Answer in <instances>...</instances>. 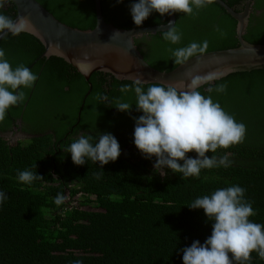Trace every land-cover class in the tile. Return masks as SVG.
Here are the masks:
<instances>
[{
	"label": "trees",
	"instance_id": "16d2710c",
	"mask_svg": "<svg viewBox=\"0 0 264 264\" xmlns=\"http://www.w3.org/2000/svg\"><path fill=\"white\" fill-rule=\"evenodd\" d=\"M36 1L65 25L87 30L94 26L93 0ZM220 1L240 11L245 0ZM134 2L99 0L104 21L118 28L139 27L130 12ZM9 7L14 10L12 3ZM193 11L173 14L172 26L182 34L178 44L163 41V31L133 39L149 65L171 69L176 64L169 49L191 42L207 40V51L238 45L236 20L215 2ZM167 19L153 12L141 26ZM242 39L264 43V0L250 1ZM0 49L13 69L24 65L38 77L31 88L20 89L25 100L10 107L0 122L3 128L23 111L22 129L37 133L20 139L0 135V191L7 196L0 204V264H183L182 250L197 240L203 244L213 224L203 209L188 206L234 185L244 188V199L252 202L256 215L250 221L264 225V68L235 71L198 89L243 123L246 135L240 144L206 153L209 158L227 155L229 167L202 169L198 179H184L167 168V175L161 176L154 169L155 157L145 158L136 148L134 118L142 113L136 110L134 91H120L132 81L98 72L85 81L61 58L40 56L42 45L24 32L0 38ZM220 84L227 86L226 92H207ZM118 100L132 104L131 112L118 111ZM82 133L91 135L93 145L98 133L112 134L120 156L103 166L91 160L75 165L65 150ZM188 156L197 158L195 152ZM25 170L43 179L24 184L17 176ZM58 194L67 198L60 206L54 202ZM245 264H264V259L253 252Z\"/></svg>",
	"mask_w": 264,
	"mask_h": 264
},
{
	"label": "clouds",
	"instance_id": "9594fccd",
	"mask_svg": "<svg viewBox=\"0 0 264 264\" xmlns=\"http://www.w3.org/2000/svg\"><path fill=\"white\" fill-rule=\"evenodd\" d=\"M12 2L13 0H0V38H6L9 33L18 36L26 31H31L35 35L27 18L12 19L15 15V7L12 18L3 14L2 9ZM122 2L123 0H117V3ZM214 2L215 0H136L131 4L130 12L134 24L141 27L153 12L161 16L171 14L173 16L174 13L193 15L194 8L199 11ZM172 25L168 30H162L163 35L159 37L163 41L178 44L182 34ZM225 35L226 33L221 32V36ZM144 40L148 39L144 38ZM133 45L138 50L134 43ZM208 46L209 42L204 40L201 43L191 42L185 47L169 49V51L174 58V64L184 65L190 58H199L206 53ZM141 58L143 59L142 55ZM185 75L190 82L186 83L182 79L167 84L152 83L146 90L144 85L148 81L142 76H135L132 77V85H122L120 91L135 93L136 110L142 115L134 118V144L145 158L155 157V171L161 176H166L167 168L173 173L182 174L184 179L189 177L198 179L202 169L226 168L231 165L227 155L220 158L213 155L209 158L206 153H215L217 149H228L242 143L246 135V126L237 123L219 103L213 102L211 95L205 97L198 91L203 85H211L212 81L219 79V74L193 76L191 73H186ZM37 79L30 68L24 65L13 69L5 57L4 50L0 49V122L5 120L6 112L10 107L25 100L26 94L20 89L31 88ZM226 87L225 84L209 86L207 92L224 93ZM97 98L107 99L99 95ZM132 106L128 102L118 100L115 108L130 113ZM98 134L99 139L95 145L90 142L91 135L82 133L65 150L71 154L75 165L82 166L86 161L91 160L103 166L118 159L121 149L117 139L110 133ZM12 137L14 138L11 139H20V136ZM191 152H195L197 158H189L188 153ZM180 161H183V165ZM100 175L96 174L97 178ZM17 178L24 184L43 179L28 170L19 172ZM244 194V188L234 185L217 189L211 195L199 197L188 206L191 209H203L208 220L213 221V224L211 235L203 244L197 240L190 247L182 250L183 264H233V261L237 264H245L251 260L253 252L264 259V225L250 221L249 218L255 216L256 212L253 210L252 202L244 199ZM6 199L5 193L0 191V204ZM66 199L64 195L58 194L54 202L60 206ZM73 264H82V261L77 260Z\"/></svg>",
	"mask_w": 264,
	"mask_h": 264
},
{
	"label": "water",
	"instance_id": "95a60500",
	"mask_svg": "<svg viewBox=\"0 0 264 264\" xmlns=\"http://www.w3.org/2000/svg\"><path fill=\"white\" fill-rule=\"evenodd\" d=\"M250 1L245 0L242 9L234 11L220 0H215L225 13L236 20L237 46L207 51L199 58H190L184 65H176L168 71L150 67L141 58L132 39L143 33L168 29L173 23L172 14L168 15V21L163 24L118 28L104 21L99 0H93L94 26L87 30L73 28L57 21L36 0H13L15 15L12 19L27 18L36 34L31 31L26 33L37 38L42 45L40 56L52 55L61 58L85 81L91 73L98 72L107 73L118 80L132 81V77L142 76L147 83L167 84L182 79L188 83L190 80L186 73L193 76L217 73L223 78L235 71L264 68V43L253 44L242 39Z\"/></svg>",
	"mask_w": 264,
	"mask_h": 264
},
{
	"label": "flooded vegetation",
	"instance_id": "af4514ba",
	"mask_svg": "<svg viewBox=\"0 0 264 264\" xmlns=\"http://www.w3.org/2000/svg\"><path fill=\"white\" fill-rule=\"evenodd\" d=\"M8 9L7 12H4L5 9ZM3 14L6 16H9L11 18V15L13 14L14 10H11L8 4L5 5V7L2 9ZM117 80V79H116ZM23 112V111H22ZM22 112L18 114L14 119L13 122H11L9 125L4 126L3 128H0V134H8L9 136H15L18 138H24L29 137V135H37L35 132H26L22 129L23 123L21 121L22 118ZM18 135V136H17Z\"/></svg>",
	"mask_w": 264,
	"mask_h": 264
},
{
	"label": "rangeland",
	"instance_id": "374dc122",
	"mask_svg": "<svg viewBox=\"0 0 264 264\" xmlns=\"http://www.w3.org/2000/svg\"><path fill=\"white\" fill-rule=\"evenodd\" d=\"M3 136L9 137V138H14V137H10V136H8V135H3Z\"/></svg>",
	"mask_w": 264,
	"mask_h": 264
}]
</instances>
